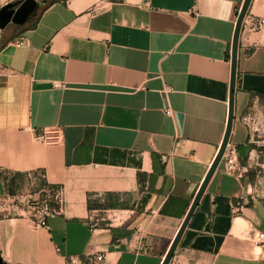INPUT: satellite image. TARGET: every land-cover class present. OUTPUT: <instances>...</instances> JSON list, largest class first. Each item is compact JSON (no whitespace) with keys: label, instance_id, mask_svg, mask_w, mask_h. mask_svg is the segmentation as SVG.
<instances>
[{"label":"crops","instance_id":"0c3cea01","mask_svg":"<svg viewBox=\"0 0 264 264\" xmlns=\"http://www.w3.org/2000/svg\"><path fill=\"white\" fill-rule=\"evenodd\" d=\"M47 1L0 35L1 255L162 264L225 137L244 0ZM262 16L264 0H252L239 40L230 143L240 174L222 159L170 264H264V28L252 26ZM54 126L60 145L36 139ZM140 172L157 174L149 191ZM37 173L61 198L47 227L27 214L21 197L32 195L8 185ZM112 194L121 206L89 208Z\"/></svg>","mask_w":264,"mask_h":264},{"label":"water","instance_id":"95a60500","mask_svg":"<svg viewBox=\"0 0 264 264\" xmlns=\"http://www.w3.org/2000/svg\"><path fill=\"white\" fill-rule=\"evenodd\" d=\"M252 4V0H244L242 7L239 11L238 19L235 26V33L233 38L232 50H231V81H230V109L229 117L227 123V129L225 137L223 139L222 145L217 153L204 181L202 182L194 201L191 205L189 212L187 213L178 233L173 239L170 248L168 249L162 264H170L172 258L174 257L175 251L181 241L183 233L189 224L191 217L193 216L196 208L198 207L200 200L210 182L214 172L218 168L220 162L223 159L226 147L230 142V135L234 120V93L236 86V75L238 66V50H239V40L241 31L243 28L245 17L248 10ZM39 2L37 0H16L8 2L0 8V29L4 30L10 23H14L19 26H23L30 22L34 17L38 15ZM0 264H6L0 249Z\"/></svg>","mask_w":264,"mask_h":264},{"label":"built area","instance_id":"2783aa9c","mask_svg":"<svg viewBox=\"0 0 264 264\" xmlns=\"http://www.w3.org/2000/svg\"><path fill=\"white\" fill-rule=\"evenodd\" d=\"M252 26L254 29L264 28V16L252 20ZM24 40H26V38L22 37L19 43ZM55 86L58 87L61 85L60 83H55ZM36 139L45 145H60L64 141V129L61 126L45 127L36 134ZM223 160L225 162V168L229 173L240 174L239 153L234 144L230 142L228 143ZM45 188L44 191L47 192L46 196H30L25 199L26 211L31 216L34 225L37 227L48 226L49 219L58 214V209L52 207V201L57 199L59 200V203L61 202L58 191L53 192L48 187ZM256 243L264 247V232H259L257 234ZM103 259L104 255H98L91 261V264H99Z\"/></svg>","mask_w":264,"mask_h":264},{"label":"trees","instance_id":"16d2710c","mask_svg":"<svg viewBox=\"0 0 264 264\" xmlns=\"http://www.w3.org/2000/svg\"><path fill=\"white\" fill-rule=\"evenodd\" d=\"M56 1L57 0H48L47 1V6L50 5V4H52V3H54V2H56ZM156 172L158 174H160V175L165 173V165H164V163L160 162L159 166H156ZM156 175L157 174L154 173V174H152V175L149 176L146 173L140 172L139 173L140 189L141 190H148L149 191L150 188H151V185L153 183V180H154V178H155ZM8 185H9L10 192H13V190H11V188H10L11 185H12V183L9 182ZM49 189H51L53 192L54 191H57V190L53 189L51 186H50ZM108 198L110 199V202L106 200V202H104V203H93L92 200L89 199V208L90 209H94V208L106 209V208H110L112 206H121V203L118 202V199L119 198H118L117 195L112 194V195L108 196ZM52 207L54 209H58L59 208V200L54 199L52 201Z\"/></svg>","mask_w":264,"mask_h":264},{"label":"rangeland","instance_id":"374dc122","mask_svg":"<svg viewBox=\"0 0 264 264\" xmlns=\"http://www.w3.org/2000/svg\"><path fill=\"white\" fill-rule=\"evenodd\" d=\"M12 1H16V0H0V8L1 6L5 5L8 2H12ZM38 1H44V0H38ZM2 33V30L0 29V35ZM32 176L34 177V180H32L34 183L33 184H25L23 183V185H21L20 187H18L17 189L14 188L13 190V186H11V190H13V192L18 193V194H31L33 197H44L46 196L47 192H44V188L41 185V176L40 174H32ZM34 194H37L38 196H35ZM22 199V203L25 202L26 198L21 197ZM24 212V211H23ZM22 212V213H23ZM27 213V212H24ZM28 214V213H27ZM101 214L103 215V217L108 218V216L106 215V212H101Z\"/></svg>","mask_w":264,"mask_h":264}]
</instances>
